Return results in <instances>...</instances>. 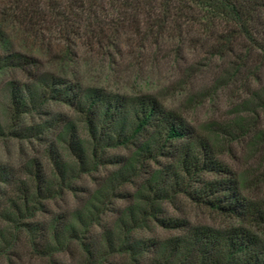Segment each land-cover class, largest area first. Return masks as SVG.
<instances>
[{
	"label": "rangeland",
	"instance_id": "374dc122",
	"mask_svg": "<svg viewBox=\"0 0 264 264\" xmlns=\"http://www.w3.org/2000/svg\"><path fill=\"white\" fill-rule=\"evenodd\" d=\"M103 6L89 0H0V57L18 53L30 62L0 70V174H7L0 182V264H151L167 242L202 227H242L264 244V222L172 194L166 173L174 164L171 156L134 155L146 135L135 145L93 156L80 116L65 103L48 101L10 116V85L32 83L44 73L80 91L152 95L211 140L212 158L227 172L201 173L199 180L231 177L242 184L245 199L264 206V106L252 95L264 91L260 51L234 26L203 21L187 7L182 18L158 26L156 10L118 14ZM260 17L253 33L259 41L264 12ZM68 126L81 144L77 151L65 144ZM35 175L53 189L50 196L32 198ZM23 188L31 196V216L23 212ZM161 189L164 196L155 199ZM146 198H154L158 212ZM142 208L148 215L141 226L130 224L129 216L138 218ZM122 222L131 230L122 229ZM121 243L147 252L133 260L118 249Z\"/></svg>",
	"mask_w": 264,
	"mask_h": 264
},
{
	"label": "trees",
	"instance_id": "16d2710c",
	"mask_svg": "<svg viewBox=\"0 0 264 264\" xmlns=\"http://www.w3.org/2000/svg\"><path fill=\"white\" fill-rule=\"evenodd\" d=\"M89 1L97 8L103 9L105 5L117 13L135 14L156 10L160 16L153 20L158 26L168 20L182 18L183 10L187 7L196 10L203 21L224 22L234 26L237 34L244 36L264 58V38L259 41L253 35L257 30L254 27L259 24L260 15L264 12V0H103L105 3L102 4V0ZM261 34L264 35V32ZM29 64L28 58L18 53L0 57V70L23 69ZM252 95L264 106V91ZM48 101L62 102L73 107L86 130L93 156L105 149L135 145L141 136L146 135L145 140L137 145L134 155L137 160L171 156L174 164L168 167L170 170L166 173L171 175L168 187L172 194L182 193L193 203L224 215L264 222V206L245 199L241 195L243 186L239 181L225 176L208 182L199 180L201 173L227 172L212 158L211 140L195 133L179 117L166 111L154 96L121 97L97 88L80 91L77 86L66 85L46 73L37 75L32 83L10 85L8 103L12 118L36 111ZM73 129V126L66 128L70 134L65 144L69 149L77 151L81 144L76 137L71 136ZM79 163L82 165V161ZM6 177L7 174L1 173L0 182L6 181ZM35 177L36 191L32 198L36 200L50 196L53 189L43 186L44 181L38 175ZM59 177L62 179V176ZM155 192L153 196L156 199L166 191L161 189ZM20 196L23 212L31 214L34 208L28 206L31 196L26 188L21 189ZM146 201L149 209L159 211L154 198H146ZM138 213V218L133 214L129 216V223L136 227H140L144 221L143 216L148 215L145 208ZM129 223L122 222V229L130 231ZM158 223L171 227L169 220L161 219ZM172 224L179 226L176 221ZM23 226L26 228L28 224L24 223ZM57 236L55 234L54 238ZM165 248L168 249L167 254ZM165 248L160 250L159 257L154 258L151 264H264V244L242 227L226 231L192 228L181 238L167 242ZM118 249L129 253L133 260L147 252L136 243H121Z\"/></svg>",
	"mask_w": 264,
	"mask_h": 264
}]
</instances>
